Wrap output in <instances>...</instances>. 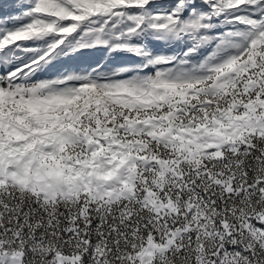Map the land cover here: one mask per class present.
<instances>
[{
  "label": "snow or ice",
  "instance_id": "obj_1",
  "mask_svg": "<svg viewBox=\"0 0 264 264\" xmlns=\"http://www.w3.org/2000/svg\"><path fill=\"white\" fill-rule=\"evenodd\" d=\"M0 264H264V0H0Z\"/></svg>",
  "mask_w": 264,
  "mask_h": 264
}]
</instances>
